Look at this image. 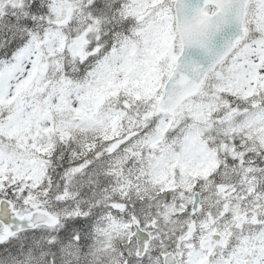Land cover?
<instances>
[{
	"label": "snow or ice",
	"instance_id": "1",
	"mask_svg": "<svg viewBox=\"0 0 264 264\" xmlns=\"http://www.w3.org/2000/svg\"><path fill=\"white\" fill-rule=\"evenodd\" d=\"M0 264H264V0H0Z\"/></svg>",
	"mask_w": 264,
	"mask_h": 264
}]
</instances>
